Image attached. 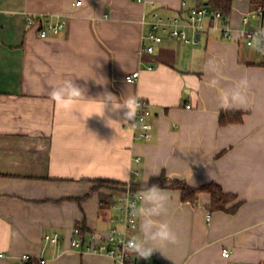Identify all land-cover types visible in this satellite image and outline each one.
<instances>
[{"label": "crops", "instance_id": "crops-1", "mask_svg": "<svg viewBox=\"0 0 264 264\" xmlns=\"http://www.w3.org/2000/svg\"><path fill=\"white\" fill-rule=\"evenodd\" d=\"M155 2L168 16L208 0ZM254 6L233 0L228 36L223 21L208 16L203 29L189 30L197 43L162 33L149 53L150 0H0V264H21L26 255L46 264H118L93 250L111 228L123 227L113 206L118 194L163 173L192 187L218 183L234 199L228 210L212 209L210 191L186 201L181 189L161 188L168 201L158 222L168 223L179 242L155 245L149 259L133 252L140 264H264V41L248 45L242 33L264 29V15L243 23ZM63 15L60 34L40 35L41 26ZM241 79L246 105L228 106L226 93ZM65 80L85 89L72 112L49 96ZM105 92L146 101L153 137L136 138V118L125 122L127 109L113 112L111 102L105 114L116 122L89 117L91 99ZM222 111L242 119L222 123ZM104 196L113 202L103 203ZM141 206L140 199L133 238L142 236ZM76 228L81 247L72 244ZM56 232L58 243L45 238Z\"/></svg>", "mask_w": 264, "mask_h": 264}, {"label": "built area", "instance_id": "built-area-1", "mask_svg": "<svg viewBox=\"0 0 264 264\" xmlns=\"http://www.w3.org/2000/svg\"><path fill=\"white\" fill-rule=\"evenodd\" d=\"M154 11L152 12V20L149 22L150 29L144 34V38L150 39L152 43L144 47V51L152 53L155 50V46L163 41L162 33H169L172 37L185 43H197V37L189 36V30H193L195 33L203 29V21L206 17L211 16L215 19L223 21L222 29L226 36L229 35V12H223L218 8H213L208 5H199L188 8L180 14L164 16L157 10L155 0H150ZM110 8L105 9V16H108ZM264 15V6L256 5L252 9L248 10L244 17L243 23L250 24L253 20H259ZM67 16L63 15L62 19L56 23H48L47 26L40 27V35L47 37L49 35L60 34L66 26ZM35 18H30V23L34 24ZM258 29L244 28L242 30L243 35L247 39V44L252 45L253 34L258 32ZM264 41V36L260 37ZM139 77V72H133L126 76L128 82H132ZM140 108L138 109L136 119L133 121L131 127L137 132L136 138L141 140H150L153 137V123L148 119V103L139 99ZM188 108L190 104L186 105ZM147 126V130H144ZM136 162L140 164V157H136ZM137 173V172H136ZM140 191H134L130 185H126L125 188L118 194V197L114 203V207L120 211L119 218L123 227H113L108 232L106 240L101 242L97 247L90 248L91 250H98L105 252L113 257L118 264H140L133 256V252L126 250V242L133 237L130 236V231H134L138 228V209L140 202ZM75 237L72 240V244L75 247H81L82 238L80 228L75 229ZM47 240L58 243L60 241V234L54 233L53 235L47 234L45 236ZM223 255L225 257L230 256V251L224 250ZM30 255L23 257L21 264L28 260ZM40 264H46V259L39 258ZM144 264H150L145 262Z\"/></svg>", "mask_w": 264, "mask_h": 264}, {"label": "clouds", "instance_id": "clouds-1", "mask_svg": "<svg viewBox=\"0 0 264 264\" xmlns=\"http://www.w3.org/2000/svg\"><path fill=\"white\" fill-rule=\"evenodd\" d=\"M262 36H264V29L253 34L254 42L258 43ZM213 83H215V81H213ZM246 86L247 81L241 79L230 92L226 93L225 103L228 106H235L237 108L244 107L247 102L244 94ZM49 96L51 100L65 112L74 111L76 107L86 99L85 89L74 80H65L54 85ZM91 102L96 105V109L89 117L96 115L104 118L109 126V122H116L105 114V109L109 102H111V111L113 112L121 108L127 109L124 113L125 122L135 119L138 109L140 108L138 98L134 96H128L121 100V98L118 99L107 92L99 99H91ZM144 130H147V126H145ZM156 174L158 173L154 175ZM148 179L149 177L144 182L145 187H143L139 193L142 201V206L140 208V213L143 217L140 226L142 236L128 240L125 245L127 251L134 252L138 257L143 259H149L155 250H159L155 245H175L179 242L176 232L168 223L158 222V218L167 211L166 204L168 195L163 189L156 185L147 186Z\"/></svg>", "mask_w": 264, "mask_h": 264}, {"label": "trees", "instance_id": "trees-1", "mask_svg": "<svg viewBox=\"0 0 264 264\" xmlns=\"http://www.w3.org/2000/svg\"><path fill=\"white\" fill-rule=\"evenodd\" d=\"M252 3L256 5H263L264 6V0H251ZM233 0H208L207 4L210 7L218 8L222 10L223 12H230L232 8ZM222 123H233V122H239L242 119V114L240 112L235 111H222L220 116ZM104 183L113 182L116 185L122 184L118 181H108L103 180ZM145 181H139V182H133L130 184L131 188L134 191H140L143 187H145ZM156 185L159 188L164 187H173V188H179L182 190V197L186 201H194L201 190H207L212 193L213 196V202L211 205L212 209H226V204L234 199V195L225 193L222 189V186L218 183H209L202 187H192L190 186L185 180L181 179H172L167 174L163 173L159 176H155L151 178L149 181H147V186ZM113 201L112 199H109L108 197L103 198V203L111 204ZM239 205V203L235 204L231 210H235L236 207ZM23 264H40L39 259L36 258H29L26 260Z\"/></svg>", "mask_w": 264, "mask_h": 264}]
</instances>
